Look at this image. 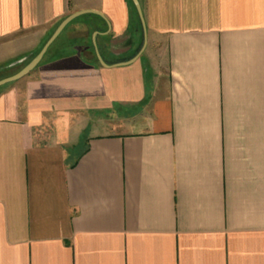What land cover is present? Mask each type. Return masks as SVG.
Here are the masks:
<instances>
[{
	"label": "crops",
	"instance_id": "crops-1",
	"mask_svg": "<svg viewBox=\"0 0 264 264\" xmlns=\"http://www.w3.org/2000/svg\"><path fill=\"white\" fill-rule=\"evenodd\" d=\"M139 1L0 0V80L105 16L0 87V264H264V0Z\"/></svg>",
	"mask_w": 264,
	"mask_h": 264
},
{
	"label": "water",
	"instance_id": "water-1",
	"mask_svg": "<svg viewBox=\"0 0 264 264\" xmlns=\"http://www.w3.org/2000/svg\"><path fill=\"white\" fill-rule=\"evenodd\" d=\"M133 3L135 4V7L137 8V11L139 13V16L141 18L143 27L145 29V38H147V28H146V22H145V18H144V14H143V10H142V6L139 0H132ZM88 13H95L98 14L102 17L105 18L104 14L98 10H92V9H88V10H79L76 12L71 13L70 15H68L67 17H65L60 24L57 26V28L54 30V32L52 33V35L49 37V39L46 41V43L44 44V46L41 48V50L39 51V53L27 64L25 65L21 70H19L18 72H16L15 74L5 77L3 79L0 80V87L3 85H6L8 83H12L15 82L17 80H20L21 78H23L24 76L28 75L44 58L46 52L48 51L49 47L53 44V42L59 37V35L63 32V30L76 18H78L81 15L84 14H88ZM98 32H95L93 34V38H96ZM144 50V48L142 49ZM97 56L99 61L103 64L106 65L104 59L102 58L100 52L97 50ZM128 63V62H126Z\"/></svg>",
	"mask_w": 264,
	"mask_h": 264
},
{
	"label": "rangeland",
	"instance_id": "rangeland-1",
	"mask_svg": "<svg viewBox=\"0 0 264 264\" xmlns=\"http://www.w3.org/2000/svg\"><path fill=\"white\" fill-rule=\"evenodd\" d=\"M82 20H75L73 21L63 32V34L59 37L61 38L57 44L61 41V40H67L69 38H91V31L90 29H86L83 25ZM76 40V39H74ZM62 42V41H61ZM63 49H68V47L64 46ZM39 51V50H38ZM37 51V52H38ZM36 52V53H37ZM36 54L32 55L31 57H29V59H27L26 61H24L23 63L17 65L13 71L16 72L18 70H20L21 68L24 67L25 64H27ZM90 56H93L92 54ZM81 149V147L78 148V151Z\"/></svg>",
	"mask_w": 264,
	"mask_h": 264
},
{
	"label": "trees",
	"instance_id": "trees-1",
	"mask_svg": "<svg viewBox=\"0 0 264 264\" xmlns=\"http://www.w3.org/2000/svg\"><path fill=\"white\" fill-rule=\"evenodd\" d=\"M129 4H130V7L132 8L134 14L138 13L137 8L135 7V4L133 3L132 0H129ZM89 15H92L94 18H98V19L102 20V18L96 14H89Z\"/></svg>",
	"mask_w": 264,
	"mask_h": 264
}]
</instances>
